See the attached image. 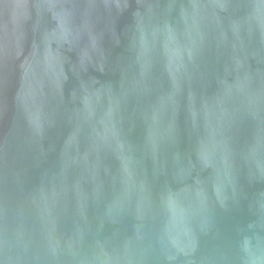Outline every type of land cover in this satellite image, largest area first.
I'll list each match as a JSON object with an SVG mask.
<instances>
[{
  "label": "water",
  "instance_id": "water-1",
  "mask_svg": "<svg viewBox=\"0 0 264 264\" xmlns=\"http://www.w3.org/2000/svg\"><path fill=\"white\" fill-rule=\"evenodd\" d=\"M0 264H264V0H0Z\"/></svg>",
  "mask_w": 264,
  "mask_h": 264
}]
</instances>
